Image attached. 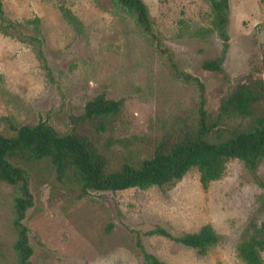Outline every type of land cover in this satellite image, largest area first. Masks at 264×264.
<instances>
[{
  "label": "rangeland",
  "instance_id": "obj_1",
  "mask_svg": "<svg viewBox=\"0 0 264 264\" xmlns=\"http://www.w3.org/2000/svg\"><path fill=\"white\" fill-rule=\"evenodd\" d=\"M0 1V133L5 136L11 135L10 123L46 122L62 135L83 134L116 168L125 160L147 157L161 139L194 123L199 90L176 79V71L203 84L211 121L239 85L264 82V0H230L221 72L202 68L222 50V41L210 31L207 0H142L157 44L110 0ZM61 7L80 20L81 32L63 19ZM34 18L40 20L38 33L26 24ZM8 22L20 26L7 28L10 34L5 35ZM30 37L40 39L38 46ZM97 96L121 103L104 130L81 118L86 103ZM254 113L264 115V90ZM248 122L226 117L220 127ZM30 171L33 206L24 224L32 264H143L138 239L166 264H245L236 248L252 226L264 221V159L254 172L229 160L223 176L206 189L193 168L162 188L90 191L80 199L76 185L58 182L45 163ZM16 196L15 188L0 182V264H16ZM207 224L220 241L206 255L146 235L162 227L179 236Z\"/></svg>",
  "mask_w": 264,
  "mask_h": 264
},
{
  "label": "trees",
  "instance_id": "obj_2",
  "mask_svg": "<svg viewBox=\"0 0 264 264\" xmlns=\"http://www.w3.org/2000/svg\"><path fill=\"white\" fill-rule=\"evenodd\" d=\"M115 10L131 18L142 34L150 41L159 43L148 10L142 0H110ZM212 20L211 25L222 41L218 58L205 61L202 68L210 72H221L228 50L230 0H207ZM63 19L76 31H82L80 20L69 10L61 7ZM0 19L4 12L0 1ZM39 18L26 20L39 31ZM20 24L8 22L7 28L17 29ZM2 28V27H1ZM33 45L40 43L37 37H30ZM38 57L43 54L38 48ZM176 79L193 83L199 90V104L196 119L188 126L161 139L147 157L135 161L125 160L116 168H110L107 158L86 136L72 132L59 134L46 122L33 125L10 123V136L0 133V182L17 191L13 206V228L16 238L13 251L16 264H32L33 248L24 224L27 211L33 206L30 192L32 167L46 164L58 182L74 183L79 190L78 199L90 191L117 192L128 189L147 190L162 188L180 180L195 168L200 175V184L206 189L210 182L220 179L231 159H237L254 172L264 159V115H256L254 107L263 99L264 82L258 80L250 85H239L222 102L214 121L204 108V86L195 77L175 72ZM121 110V103L97 96L86 103L83 121L94 124L98 130L113 120ZM249 118L241 127H220L223 118ZM2 120H7L6 118ZM147 236H161L181 246L193 249L199 255H206L220 238L211 225H203L198 231L175 236L162 227L146 233ZM143 264H166L150 253L137 240ZM238 257L245 264H264V221L251 227L249 234L238 244Z\"/></svg>",
  "mask_w": 264,
  "mask_h": 264
}]
</instances>
